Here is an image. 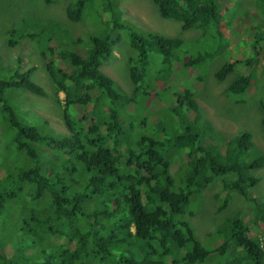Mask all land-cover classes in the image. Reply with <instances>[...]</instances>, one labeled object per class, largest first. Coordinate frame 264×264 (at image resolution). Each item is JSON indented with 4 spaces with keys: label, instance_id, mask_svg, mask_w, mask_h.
Masks as SVG:
<instances>
[{
    "label": "trees",
    "instance_id": "1",
    "mask_svg": "<svg viewBox=\"0 0 264 264\" xmlns=\"http://www.w3.org/2000/svg\"><path fill=\"white\" fill-rule=\"evenodd\" d=\"M116 1L73 0L67 17L89 21L77 36L53 21L19 20L4 31L11 45L28 38L38 47L50 77L65 93L63 119L70 133L52 132L43 120L44 126L27 123L9 91L47 93L32 77L34 66L23 69L19 56L16 62L0 56V264H264V247L246 220L249 208L226 213L234 193L248 195L260 180L252 171L264 166V152L252 132L228 136L214 129L183 87L163 88L158 100L168 105L154 102V114L132 119L139 107L150 109L147 98L139 102L138 90L149 96L154 78L163 79L175 63L188 56L184 64L195 67L212 55L222 33L218 2L154 0L162 16L182 21L184 29H204L203 45L189 50L181 39L160 32H150L148 41L134 34ZM108 9L111 20L104 17ZM126 29L136 52L130 63L136 86L129 99L133 107L121 116L125 90L101 65ZM152 51L161 64L155 71ZM241 62L227 60L217 78L223 81L236 65L244 71L255 67L252 58ZM253 78L240 73L227 94L245 102ZM88 104L91 115L78 113ZM223 144L230 155L222 154ZM176 155L180 163L171 171ZM216 179L222 185L214 197L225 213L202 242L189 220L192 199ZM252 200L254 216L264 224V197ZM239 245L242 250L233 252Z\"/></svg>",
    "mask_w": 264,
    "mask_h": 264
},
{
    "label": "rangeland",
    "instance_id": "2",
    "mask_svg": "<svg viewBox=\"0 0 264 264\" xmlns=\"http://www.w3.org/2000/svg\"><path fill=\"white\" fill-rule=\"evenodd\" d=\"M219 4L221 35L214 40L212 55L195 67L186 66L182 62L175 63L173 70L164 74L163 79L154 78L149 96H144L138 90L139 102L145 100L150 109L143 112L142 107L136 111L139 116L144 117L146 113H154L153 106L156 102L159 106L166 107L165 100H158V92L166 87L184 88L188 95L195 99L202 112V117L207 119L214 129H218L223 134L232 136L243 130H249L253 134L255 145L264 152V125L262 118L264 109L261 100L264 98V0H216ZM73 0H57L54 3H47L45 0H0V56L3 61L16 62L19 56L20 67L23 69L31 66L35 67L32 73L33 79L42 85L47 95H38L23 89H12L9 94L16 101L21 110V114L27 123L42 124L48 123L52 132L57 134L70 133L63 119V103L65 93L59 91L56 84L50 77L44 59L38 47L28 38L21 39L17 44L11 45L5 35V29L11 27L19 20H25L28 25L40 22L53 21L63 24L74 36L79 35L85 28H89L87 18L79 21H71L67 17L68 6ZM107 2V0H105ZM119 16L134 26V34H138L147 40L150 32H160L169 37L181 39V47L194 49L203 45V28L184 29L183 22L161 15L159 6L154 0H117ZM117 13V12H116ZM113 13L106 10L104 17L107 20L113 18ZM127 30V29H126ZM119 31L116 32L118 34ZM130 31H126L114 45L112 56L103 62L101 69L104 73L114 79L125 91L124 106L120 109L121 116L125 114L126 107H133L131 100L135 91V82L131 77L130 63L131 56H136L134 47L131 45ZM216 35V32H215ZM148 41V40H147ZM231 53L232 57L228 56ZM153 58L152 71L160 68V58L154 51L150 53ZM248 58L255 60V67L248 71L241 70L246 67ZM239 61L235 71L231 72L221 81L217 78L216 72L227 61ZM248 69V68H247ZM252 73V95L245 102L237 103L227 94L229 84L240 73ZM145 83V79L141 80ZM167 93H164V97ZM93 104H88L78 108V113L90 114ZM189 118L193 120V113L188 112ZM43 120V121H42ZM3 141V131L0 126V142ZM2 145V144H1ZM222 149V150H221ZM221 152L230 155L229 147L223 144ZM215 148L214 152H218ZM180 159L176 155L171 166V171H176ZM252 173L260 176L259 183L248 195L240 192L234 193L228 204L226 213L240 209L249 208L246 220L253 225V235H256L264 247V224L254 216V201L252 196L261 195L264 197V166L253 170ZM221 179L209 183L205 188L198 190L193 195V206L195 211L189 215V220L194 226L195 236L202 242H206L207 233L215 231L225 212L218 210L219 201L214 197L216 192L221 193ZM225 196L226 193H223ZM134 230V226H132ZM37 236H42L40 233ZM62 242V241H59ZM242 247H233V252H239Z\"/></svg>",
    "mask_w": 264,
    "mask_h": 264
}]
</instances>
